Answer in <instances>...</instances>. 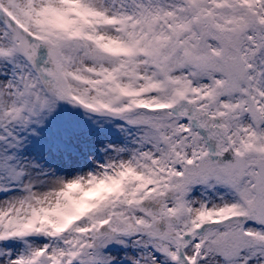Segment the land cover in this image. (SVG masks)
I'll return each mask as SVG.
<instances>
[{
	"label": "snow or ice",
	"instance_id": "obj_1",
	"mask_svg": "<svg viewBox=\"0 0 264 264\" xmlns=\"http://www.w3.org/2000/svg\"><path fill=\"white\" fill-rule=\"evenodd\" d=\"M0 264H264V0H0Z\"/></svg>",
	"mask_w": 264,
	"mask_h": 264
},
{
	"label": "rangeland",
	"instance_id": "obj_2",
	"mask_svg": "<svg viewBox=\"0 0 264 264\" xmlns=\"http://www.w3.org/2000/svg\"><path fill=\"white\" fill-rule=\"evenodd\" d=\"M118 138V131L110 124L90 120L82 109L64 104L33 140L31 151L64 170L86 164L97 145Z\"/></svg>",
	"mask_w": 264,
	"mask_h": 264
}]
</instances>
